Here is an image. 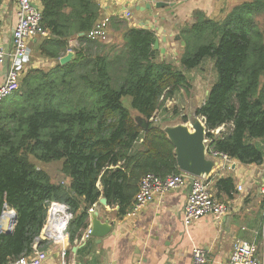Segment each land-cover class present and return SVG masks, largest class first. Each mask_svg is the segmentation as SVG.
Segmentation results:
<instances>
[{
	"label": "trees",
	"instance_id": "trees-1",
	"mask_svg": "<svg viewBox=\"0 0 264 264\" xmlns=\"http://www.w3.org/2000/svg\"><path fill=\"white\" fill-rule=\"evenodd\" d=\"M41 1L49 36L33 50L53 66L29 69L20 89L0 106V215L5 208L17 214L13 233L0 236V264L41 251L44 243L36 240L50 203L71 209L68 233L74 243L102 197L123 217L146 174H180L175 145L154 119L167 99L190 93L187 73L206 58L214 60L219 79L195 115L205 119L209 151L243 165L264 163L263 148L253 143H264V0L243 2L220 18L196 11L193 23L180 30L185 46L179 65L157 60L153 31L118 17H111L110 27L122 33L121 48L90 38L101 19L96 0ZM70 51L75 57L61 64ZM223 126L219 136L212 133ZM31 158L63 161L70 184L53 183ZM217 188L219 199H230L235 180L220 179Z\"/></svg>",
	"mask_w": 264,
	"mask_h": 264
},
{
	"label": "crops",
	"instance_id": "crops-1",
	"mask_svg": "<svg viewBox=\"0 0 264 264\" xmlns=\"http://www.w3.org/2000/svg\"><path fill=\"white\" fill-rule=\"evenodd\" d=\"M221 1L102 0L100 3L101 19L113 16L122 19L118 14L124 10L131 12L133 21L129 22L128 26L147 29L155 33L156 41H158V46H154L157 60L179 65L178 58L185 46L180 37V30L184 25L193 23L196 11H202L211 18H220L235 6L248 2L246 0L237 5L228 3L221 6ZM157 3H165L168 6L157 8ZM148 4H151V8H147ZM16 23V6L12 0H1L0 44L8 52L13 48L12 33ZM109 30L105 44L121 48L124 45L122 33L110 25ZM117 38H121L123 42L118 41ZM67 56L72 60L75 54L70 51ZM205 61L204 59L196 71L187 73V77L192 83L190 93L186 94L185 91L176 93L172 99L166 100L162 106L164 109H167L171 104H179V102L182 104L186 99L189 107L185 108V113L182 116L187 117L188 120H191V114L196 116V109L205 103L215 80L214 73L211 75L213 77L211 80L206 72L208 68H213L214 62L210 61V67H207L204 66L207 63ZM40 63L44 65L42 68L53 66V63L37 58V62L23 64L22 75L24 76L31 67L34 68ZM8 67V63L0 67V86L5 79ZM195 76H198L200 86L202 83H206V85L211 83L210 86H205L204 94L196 91ZM208 82L209 84H207ZM186 95H190V99H187ZM162 110L157 112L156 118L160 119L164 116ZM199 119L203 121V118L199 117ZM176 120L175 118L174 124L162 127L167 131L186 123ZM137 121L146 126L142 118ZM253 143L261 148L264 144L262 141ZM208 155V160L213 161L214 166L210 174L207 175V179L217 198L220 194L217 182L228 177L235 180L236 193L233 197L228 199L222 196L220 199L228 203L231 208L230 214L223 221L206 216L189 227L185 225L183 212L190 191L189 186L169 191L163 196H157L135 218H129L126 215L119 217V208L111 207L108 203L103 204L102 197L96 204L94 213L98 214L101 221L111 224V233L102 239L92 237L85 245L71 243L70 237L62 243L43 242L44 247L37 244L36 247L40 246L41 251H48V258L44 264H60L62 248L69 250L70 259L77 264H193V249L195 247H202L208 252L209 264H229L233 246L237 240L258 244L260 257L264 261V202L259 194L263 180L261 165H243L237 160H232L227 166L222 159L215 158L210 153ZM34 163L49 174L46 164L38 161ZM238 186H243L242 192L237 190ZM100 189L102 190L101 186ZM90 220L91 214L89 213L88 227L91 226ZM260 236H262V240H260Z\"/></svg>",
	"mask_w": 264,
	"mask_h": 264
},
{
	"label": "built area",
	"instance_id": "built-area-1",
	"mask_svg": "<svg viewBox=\"0 0 264 264\" xmlns=\"http://www.w3.org/2000/svg\"><path fill=\"white\" fill-rule=\"evenodd\" d=\"M96 1L100 4L102 0ZM12 2L17 10V23L12 33V50L8 52L0 44V67L9 64L5 79L0 86V106L5 99L13 96L20 89L23 78V64L30 61L32 47L49 36L48 31L42 25L43 4L41 0H12ZM118 15L128 22L133 21V14L127 10ZM110 19L111 17L101 19L88 36L92 39L106 41L109 35ZM74 44L75 40L70 42L71 47ZM225 131L223 126L212 131V133L219 136ZM262 148L264 151V144ZM209 153L213 157L225 161L227 166L232 161L225 154L216 151H209ZM261 175L263 180L259 194L264 202V165H261ZM187 186H189L190 191L183 212L184 223L187 227L206 216H211L217 221H223L230 214V205L214 195L207 178L196 177L181 171L180 174H171L165 178L152 173L146 174L140 182L132 208L126 214V217L135 218L157 196H163L169 191L179 190ZM237 190L242 192L243 186H238ZM95 206L96 204L89 210L90 214L95 212ZM15 214L16 212L9 208H5L2 212L0 215V236L7 234L8 231H14L16 225ZM73 219L74 214L67 205L57 202L50 203L46 221L36 240L37 243H62L68 240L70 237L68 228ZM91 238L92 228L89 226L75 243L85 245ZM60 256V264H77L70 259L69 250L66 248H62ZM47 258L48 251H37L22 256L19 260L10 264H44ZM193 264H209L208 252L204 248L195 247L193 249ZM229 264H264L263 259L260 257L259 245L255 242L237 240L233 246Z\"/></svg>",
	"mask_w": 264,
	"mask_h": 264
},
{
	"label": "water",
	"instance_id": "water-1",
	"mask_svg": "<svg viewBox=\"0 0 264 264\" xmlns=\"http://www.w3.org/2000/svg\"><path fill=\"white\" fill-rule=\"evenodd\" d=\"M166 6H168V4H156L157 8ZM147 8H151V4H148ZM154 46H158V41L155 42ZM60 61L61 64H65L71 60L69 56H66ZM140 123L143 126V123ZM165 132L175 145L179 170L196 177L207 178V175L210 174L213 169L214 162H210L208 160L209 140L207 138L208 131L204 119L203 121H192V119L187 120L185 125L169 129ZM102 203L106 205L107 200L103 198ZM14 219L16 224L17 214H15ZM90 223L92 228V237L102 239L109 235L112 231L111 224L109 222L101 221L98 214H91ZM12 233L13 230L7 232L9 235Z\"/></svg>",
	"mask_w": 264,
	"mask_h": 264
},
{
	"label": "rangeland",
	"instance_id": "rangeland-1",
	"mask_svg": "<svg viewBox=\"0 0 264 264\" xmlns=\"http://www.w3.org/2000/svg\"><path fill=\"white\" fill-rule=\"evenodd\" d=\"M243 1H246V0H222L221 1V3H220V5L222 6V5H225V4H228V3H232V5H234V4H238V3H240V2H243ZM249 1V0H248ZM122 20V19H121ZM124 20V19H123ZM128 25H129V22H127V21H125ZM109 32H110V30H109ZM121 37V36H120ZM118 39V38H117ZM122 41L121 40V38L120 39H118V41ZM123 42V41H122ZM77 45V44H76ZM34 47H32V52H31V56H30V61L31 62H37V56L34 54ZM36 60V61H35ZM206 61L205 62H207L206 63V65H204V66H207V67H210V64H209V62L210 61H213L214 62V60L213 59H205ZM29 61V62H30ZM28 62V63H29ZM46 63L44 62V65H45ZM209 64V65H208ZM44 65H42V63H40V64H38L36 67H34V68H41V67H43ZM32 68V67H31ZM212 71V72H211ZM208 74H209V78L211 79V80H213V77L211 76V75H213V73H214V75H215V80H214V82H213V84H212V86L218 81V79H219V74H218V72H217V70L215 69V66L213 65V68H208V71H206ZM195 79H196V81L194 82V84L197 86L196 87V91H199V92H201L202 94H204L205 93V91H206V88H205V86H210L211 85V83L209 84V82L207 83V84H209V85H206V83L204 84V83H202V85L200 86V82H199V79H198V76H195L194 77ZM210 81V80H209ZM199 86V87H198ZM211 86V87H212ZM186 93V92H185ZM187 94V93H186ZM190 97V95H186V98L187 99H190L189 98ZM198 99V98H197ZM197 99H195L196 101L195 102H197ZM198 103L200 104V102L198 101ZM124 104L126 105V107L131 111V113H132V115H133V117L136 119V120H138L139 118H141L140 117V115L138 114V112H136L135 110H133L132 109V107H131V100H130V98H125L124 99ZM166 106H167V103H166ZM182 106H184V108H182ZM187 107H189L188 105H187V103H186V99L183 101V103L182 104H180V102H179V104H171V105H169L168 107H167V109L165 108H163V107H161V110L162 111H164V113H163V115L164 116H162L160 119H158V118H156L157 117V114H156V117H155V119H154V122L155 123H157V124H159V125H161V126H163V127H165V126H167V125H172V124H174L175 123V121H174V119L176 118L177 120L176 121H178V122H185L184 121V119L186 118L187 120H188V118L187 117H183L182 116V114H184L185 113V108H187ZM184 111V112H183ZM191 119H192V121H200V119L198 118V117H195L193 114H191ZM252 140L250 139V138H247V142L248 143H250ZM36 159H34V158H32V162H36L35 161ZM63 161H56V162H53V163H50V164H46L47 165V168H48V172H49V174H50V176L52 177V181H53V183H60V182H64V183H70L71 181H70V179L68 180V179H66L64 176H63V174H62V167H63Z\"/></svg>",
	"mask_w": 264,
	"mask_h": 264
}]
</instances>
